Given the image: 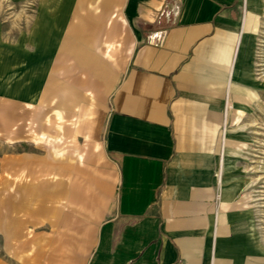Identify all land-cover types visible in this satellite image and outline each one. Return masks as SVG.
Masks as SVG:
<instances>
[{"label": "crops", "instance_id": "1", "mask_svg": "<svg viewBox=\"0 0 264 264\" xmlns=\"http://www.w3.org/2000/svg\"><path fill=\"white\" fill-rule=\"evenodd\" d=\"M36 4L57 33L36 37L46 52L0 44V136H47L70 161L38 264H264L258 229L236 189L231 214L217 169L233 147L229 120L258 129L264 109L254 0Z\"/></svg>", "mask_w": 264, "mask_h": 264}, {"label": "rangeland", "instance_id": "2", "mask_svg": "<svg viewBox=\"0 0 264 264\" xmlns=\"http://www.w3.org/2000/svg\"><path fill=\"white\" fill-rule=\"evenodd\" d=\"M40 1L0 0L2 46L17 42L18 47L47 51L45 46L52 41L47 38L57 33L58 25L39 22L36 12L40 9L35 6ZM249 27L255 64L264 74V0H254ZM42 35L46 45H36V37ZM258 111V129L249 130L248 124L254 121L245 116L227 123V141L233 147H227L225 155L223 149L219 151L217 169L221 164L224 171L221 168V179L217 176L221 197L225 195L231 203V214L235 189L241 195V207L258 229L259 253L264 257V109ZM242 127V146L235 147V135H240L236 131ZM42 142L50 143V139L35 135L34 142L15 145L0 136V264H38L63 206L70 161L57 160Z\"/></svg>", "mask_w": 264, "mask_h": 264}, {"label": "bare ground", "instance_id": "3", "mask_svg": "<svg viewBox=\"0 0 264 264\" xmlns=\"http://www.w3.org/2000/svg\"><path fill=\"white\" fill-rule=\"evenodd\" d=\"M264 173V172H263ZM253 183V182H252ZM255 185V184H254Z\"/></svg>", "mask_w": 264, "mask_h": 264}]
</instances>
